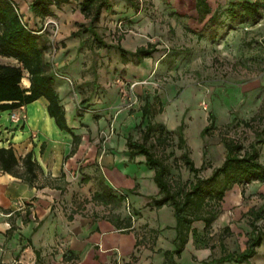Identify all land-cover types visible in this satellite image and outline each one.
Masks as SVG:
<instances>
[{
	"label": "rangeland",
	"instance_id": "rangeland-1",
	"mask_svg": "<svg viewBox=\"0 0 264 264\" xmlns=\"http://www.w3.org/2000/svg\"><path fill=\"white\" fill-rule=\"evenodd\" d=\"M13 1L24 23L42 33L46 45L44 59L54 71L55 81L68 84L69 93L87 92L91 100L96 99L95 107L119 94L124 101L113 110L125 107L135 112L144 103L133 92L135 86L141 85L143 93L150 91L153 99L159 100L161 112L153 110L163 117L165 130L171 129V120L177 126L184 124L189 157L200 168L196 176L185 168L181 158L183 149L176 147V135L171 134L163 151L153 149L159 156L166 157V180L172 190L187 188L195 177L208 176L222 163L226 153L222 139H234L245 148L254 140L255 130L261 127L259 122L264 117V6L259 16L248 15L235 21H230L223 12L229 2L254 0L210 1L213 9L218 4L221 14L209 26L196 21L194 0H108L111 7L103 9L94 24L105 46L93 41L90 32L72 34L89 25V18H84L79 10L81 0L52 7L50 15L42 19L35 17L33 24L25 20L23 4ZM86 38L89 39L80 42ZM135 38L141 40L134 42ZM146 42L155 44L158 50L141 60L140 63L153 60L154 63L150 74L140 82L135 69L137 62L129 54L135 46ZM118 46L129 54H121ZM0 63L16 64V61L0 56ZM81 77L85 79L80 80ZM99 79H109V82L105 85ZM25 84L24 77L21 85ZM170 106L174 112L178 109L176 115H172ZM209 114L213 115L211 128L201 137V130L210 123ZM252 117L256 120L251 121ZM262 139L257 147L259 159L264 163V135ZM203 150H206L204 157ZM263 192L264 183L256 180L245 184L243 189L234 185L224 194L220 213L208 232L202 233L198 228L197 242L193 243L194 239L189 237L190 248L186 246L176 261L197 264L202 259L218 257L220 242L226 251L243 250L250 229L249 218L243 213L263 203ZM127 211L132 219L142 217L134 214L131 207ZM158 215L164 224L174 226L172 212L164 210ZM151 218L154 219L153 215L145 211L144 219ZM257 223L264 225V219ZM225 226H229V233L224 231ZM155 227L144 228L146 244H149L144 246L149 250L157 248L156 237L162 235ZM204 245H213L214 249L210 252ZM158 250L163 255V243ZM256 251L248 264H264V240Z\"/></svg>",
	"mask_w": 264,
	"mask_h": 264
},
{
	"label": "crops",
	"instance_id": "crops-1",
	"mask_svg": "<svg viewBox=\"0 0 264 264\" xmlns=\"http://www.w3.org/2000/svg\"><path fill=\"white\" fill-rule=\"evenodd\" d=\"M15 1L23 4L25 20L33 24L29 0ZM210 1L214 3L206 0L213 12L218 4L213 9ZM210 15L198 21L196 12V21L205 25ZM138 40L141 38L134 42ZM146 62L135 66L137 81H144L152 70L154 60ZM25 80L26 88L29 81ZM99 82L106 85L109 79ZM55 90L71 133L55 125L44 98L0 112V147L12 146L19 157L30 151L40 167L32 184L0 172V263L161 264L163 255L158 248L163 243L165 250H172L175 232L158 214L172 210L167 205H153L152 198L160 197L154 169L145 164L143 154H131L127 145L129 139L142 142L141 131L148 121L164 124L159 100L153 99L150 91L143 93L138 85L133 92L144 103L135 112L125 107L114 111L113 107L124 101L119 94L95 107L96 99L91 100L83 90L69 93L65 81H55ZM146 100L151 114L142 116ZM12 114L21 116L22 121L12 122ZM170 122L169 128L177 126ZM129 207L142 217L132 219ZM145 211L154 219L145 220ZM151 226L162 235L156 237L157 248L149 250L144 246H149L144 228Z\"/></svg>",
	"mask_w": 264,
	"mask_h": 264
},
{
	"label": "trees",
	"instance_id": "trees-1",
	"mask_svg": "<svg viewBox=\"0 0 264 264\" xmlns=\"http://www.w3.org/2000/svg\"><path fill=\"white\" fill-rule=\"evenodd\" d=\"M70 1L29 0L28 8L34 17L42 19L51 14L52 7L59 8ZM263 6L264 0L232 1L227 4L223 12L230 21H235L237 18L248 15L259 16ZM110 7L108 0H81L79 10L84 18H89V25L78 28L72 34L90 32L93 41L105 46L106 43L99 39L94 24L98 21L101 11ZM194 8L198 15V21H202L207 14H211L205 23L208 26L212 25L221 14L219 7L212 12L206 0H194ZM45 49L42 33L24 23L14 1L0 0V56L16 61V64L0 63V112L16 109L39 98H44L47 101V113L53 118L55 125L61 131L71 133L66 123L65 111L55 90V73L44 59ZM117 50L121 54H129L121 46H118ZM157 50L155 44L147 43L145 46L136 48L129 55L134 57L137 63H140L144 57L150 56ZM24 77H27L29 81V86L26 88L21 85ZM150 114V103L146 100L142 116ZM208 118L210 123L201 130V137L211 128L213 115L209 114ZM254 120L256 117H252L251 121ZM259 123L262 125L255 130L254 140L249 143L247 148L234 139H222L226 150L222 163L213 168L208 176L195 177L187 188L177 191L172 190L166 180L168 170L166 157L159 156L153 149L159 148L163 151L169 144L167 142L171 139V134L176 135V147L179 150L183 149L181 158L185 168L196 176L200 168L196 167L189 157L183 134L184 124H179L175 130H165L162 124L148 121L141 131L142 142L131 139L127 141L131 154H143L146 159L145 164L154 169L153 180L157 185L160 197L152 198L153 205L155 207L169 206L175 219V224L171 227L175 232L171 241L173 249L163 251L161 264H180L176 259L180 258L189 237L194 239L193 243H196L199 236L198 228L202 233L208 232L220 213L219 207L224 194L234 185L243 189L245 184H249L253 180L264 183V163L259 159L260 152L257 147V142L263 141L264 117L260 119ZM245 125L251 126L249 123ZM164 132H167L166 135H163ZM202 155L203 157L206 155V150H203ZM39 170L40 167L32 159L30 151L23 157H19L12 146L0 147V172L11 174L32 184L37 178ZM261 196L264 200V194ZM243 216L249 218L247 222L250 228L245 248L241 251L229 252L220 242L221 253L218 257L202 259L197 264L249 263L251 257L257 252L256 248L264 240V225L257 223L264 219V201L259 207H250L243 213ZM199 221L203 223L201 227L195 225V222ZM224 231L229 233V226H225ZM203 248H208L211 252L214 246L204 245Z\"/></svg>",
	"mask_w": 264,
	"mask_h": 264
},
{
	"label": "built area",
	"instance_id": "built-area-1",
	"mask_svg": "<svg viewBox=\"0 0 264 264\" xmlns=\"http://www.w3.org/2000/svg\"><path fill=\"white\" fill-rule=\"evenodd\" d=\"M10 119H11L12 122H14L16 124H18V123H20L22 121V117L18 116V115H15V114H12L10 116Z\"/></svg>",
	"mask_w": 264,
	"mask_h": 264
}]
</instances>
